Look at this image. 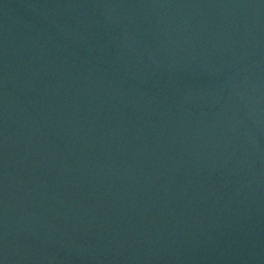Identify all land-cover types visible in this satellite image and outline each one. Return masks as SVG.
Listing matches in <instances>:
<instances>
[{
	"label": "water",
	"instance_id": "water-1",
	"mask_svg": "<svg viewBox=\"0 0 264 264\" xmlns=\"http://www.w3.org/2000/svg\"><path fill=\"white\" fill-rule=\"evenodd\" d=\"M0 264H264V0H0Z\"/></svg>",
	"mask_w": 264,
	"mask_h": 264
}]
</instances>
